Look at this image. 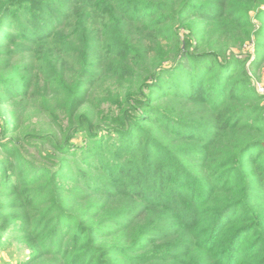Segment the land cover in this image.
Segmentation results:
<instances>
[{"label":"trees","instance_id":"obj_1","mask_svg":"<svg viewBox=\"0 0 264 264\" xmlns=\"http://www.w3.org/2000/svg\"><path fill=\"white\" fill-rule=\"evenodd\" d=\"M263 68L264 0H0V245L264 264Z\"/></svg>","mask_w":264,"mask_h":264},{"label":"rangeland","instance_id":"obj_2","mask_svg":"<svg viewBox=\"0 0 264 264\" xmlns=\"http://www.w3.org/2000/svg\"><path fill=\"white\" fill-rule=\"evenodd\" d=\"M72 2V0H59V2ZM67 13V11H66ZM260 39L254 36L251 43H246L243 46V51L249 55H251V62H256L259 58V54L255 49V42L259 41ZM106 49H100L101 53L103 54V51ZM103 60V56H102ZM254 88L258 92L259 96L264 97V68L260 72L254 73ZM264 104V103H263ZM42 123L41 119H35V123ZM35 127V125H33ZM76 142L81 145V138H78ZM12 234V233H11ZM14 238L10 241V243L5 245H0V264H53L54 256L47 255L43 260L41 261H33V251L34 248L29 247L22 235L20 234H14ZM44 252H47V250H44ZM49 252V250H48Z\"/></svg>","mask_w":264,"mask_h":264}]
</instances>
